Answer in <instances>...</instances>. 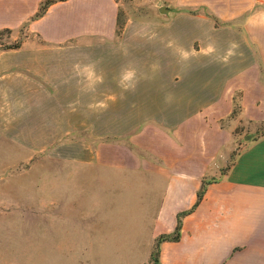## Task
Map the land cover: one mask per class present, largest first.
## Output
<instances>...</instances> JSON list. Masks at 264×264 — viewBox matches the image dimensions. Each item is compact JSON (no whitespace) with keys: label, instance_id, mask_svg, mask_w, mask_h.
I'll use <instances>...</instances> for the list:
<instances>
[{"label":"crops","instance_id":"1","mask_svg":"<svg viewBox=\"0 0 264 264\" xmlns=\"http://www.w3.org/2000/svg\"><path fill=\"white\" fill-rule=\"evenodd\" d=\"M43 1L0 0V31L41 41L0 62V124L21 141L32 123L89 131L87 153L50 176L79 250L153 264L186 212L159 264H264V135L194 208L234 131L264 123V0H157L151 20L129 18L120 35L117 0H58L34 18Z\"/></svg>","mask_w":264,"mask_h":264},{"label":"rangeland","instance_id":"2","mask_svg":"<svg viewBox=\"0 0 264 264\" xmlns=\"http://www.w3.org/2000/svg\"><path fill=\"white\" fill-rule=\"evenodd\" d=\"M117 2L125 23L129 18L151 20L157 9V0ZM31 39L41 42L25 27L1 30L0 62L7 60L11 49ZM74 97L87 100L89 94H74ZM73 102L65 106V112L74 110L76 101ZM40 126L44 125L32 123L29 132L26 131L29 139L21 141L13 136L14 131H10L7 124H0V264H117V260L99 259L95 255L86 257L78 248L80 243L67 234L71 228L61 224L55 202L50 201V197L55 198V178L50 176L73 165L66 161L67 156L81 153L82 149L87 153V144L91 141L89 131H62L50 123L45 125L47 130L44 131ZM233 135L235 146L212 178L226 173L243 148L264 135V123L244 122Z\"/></svg>","mask_w":264,"mask_h":264},{"label":"trees","instance_id":"3","mask_svg":"<svg viewBox=\"0 0 264 264\" xmlns=\"http://www.w3.org/2000/svg\"><path fill=\"white\" fill-rule=\"evenodd\" d=\"M55 1H58V0H45L41 3L40 5V8H39V11L37 12V14L34 16V18H39L41 17L46 9L49 7V5H51L52 3H54ZM33 18V19H34ZM124 24H125V20L122 18V13L120 12L119 10V14H118V20H117V33L118 35H120L121 31H122V28L124 27ZM19 46V45H18ZM239 107L240 106H235V110H234V115L239 111ZM213 181H216V178H205L203 180V183H202V187L201 189L199 190L198 192V200H197V203L195 204L194 208L198 205V203L202 200V198L204 197L205 195V192H206V189L208 187V185L213 182ZM193 208V209H194ZM186 212L184 213H181L179 215V221H178V225H177V228L176 230L171 233V234H163L161 235L157 241H156V244H155V248L153 250V253H152V260L156 263V264H159V250H160V246H161V243L163 241H168V240H171V241H176V240H179L180 237H181V226H182V216L185 214Z\"/></svg>","mask_w":264,"mask_h":264},{"label":"water","instance_id":"4","mask_svg":"<svg viewBox=\"0 0 264 264\" xmlns=\"http://www.w3.org/2000/svg\"><path fill=\"white\" fill-rule=\"evenodd\" d=\"M161 11H162V12H167L168 9L163 7V8L161 9Z\"/></svg>","mask_w":264,"mask_h":264}]
</instances>
